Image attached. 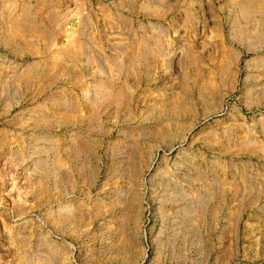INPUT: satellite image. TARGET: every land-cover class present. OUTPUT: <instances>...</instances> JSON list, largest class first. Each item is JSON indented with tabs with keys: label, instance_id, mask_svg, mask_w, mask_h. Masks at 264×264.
I'll return each mask as SVG.
<instances>
[{
	"label": "rangeland",
	"instance_id": "374dc122",
	"mask_svg": "<svg viewBox=\"0 0 264 264\" xmlns=\"http://www.w3.org/2000/svg\"><path fill=\"white\" fill-rule=\"evenodd\" d=\"M0 264H264V0H0Z\"/></svg>",
	"mask_w": 264,
	"mask_h": 264
}]
</instances>
